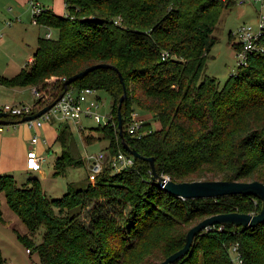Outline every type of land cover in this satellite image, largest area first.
Segmentation results:
<instances>
[{
    "label": "trees",
    "instance_id": "1",
    "mask_svg": "<svg viewBox=\"0 0 264 264\" xmlns=\"http://www.w3.org/2000/svg\"><path fill=\"white\" fill-rule=\"evenodd\" d=\"M65 3L67 15L46 10L38 18L40 25L57 29L58 37H40L33 63L10 78L0 77V83L36 86L41 96L35 105L41 109L48 94L56 99L64 91L60 77L69 78L100 62L116 66L124 84L117 70L99 68L70 87H93L112 97L115 123L95 127L104 133L98 139L108 140L109 158L119 150L129 153L124 141L143 158H135L131 171L115 172L106 162L95 182L85 188L68 183L59 198L48 196L37 177L19 186L12 174L0 175V194L5 193L8 205L28 228L29 234L19 236L30 253L38 252L40 264H160L184 247L189 229L204 218L236 211L259 213L263 203L255 195L176 196L153 179L151 164L144 159L154 157L157 173L175 182H264V51L250 52L247 63L239 65L223 86L206 70L212 34L223 11L237 3ZM235 31L230 33L234 38ZM233 46L236 53L242 49L236 38ZM124 85L121 136L117 114ZM135 106L155 115L161 127L154 130L145 123L150 131L141 137L130 135L127 124ZM69 127L58 124L56 141L62 151L55 161L56 174L65 175L69 167L84 163L74 153ZM92 137L85 136L88 142ZM89 207L86 221L81 213ZM41 227L45 232L36 244L33 236ZM6 262L0 251V264ZM172 264H264V222L255 227L214 225L198 234L191 250Z\"/></svg>",
    "mask_w": 264,
    "mask_h": 264
},
{
    "label": "rangeland",
    "instance_id": "2",
    "mask_svg": "<svg viewBox=\"0 0 264 264\" xmlns=\"http://www.w3.org/2000/svg\"><path fill=\"white\" fill-rule=\"evenodd\" d=\"M260 13L264 14V8L261 9L258 3H249L245 5H235L232 8L225 9L222 13L219 24L214 30L212 37L214 38L213 44L210 46L209 59L207 62V74L215 77L220 82L221 86L236 72L239 68L238 54L236 53L233 43L235 38L231 34L243 24H251L254 27L258 25V18ZM33 19V18H32ZM32 19L27 21L31 25L36 26L39 34L45 37L47 32H51L52 38H57L59 32L52 27H45L40 24H35ZM231 33V34H230ZM27 66L30 65L28 60L25 62ZM53 83V81H48ZM97 95L100 97V113L103 115L109 114L112 109L113 99L104 90H98ZM54 96L48 94L44 103L52 101ZM132 111H137L145 123H150L152 129L157 130L161 127L159 119L150 112L142 111L139 107L133 108ZM57 123L69 125L72 131V139L74 142V153L78 157H85V163L79 166H72L67 169L65 175L55 173V159L61 154L62 147L60 142L54 143L52 156H48V147L44 148L41 154L46 155L47 160L43 162L41 169L34 170L33 172L20 171L16 177L17 184L23 186L30 177H37L44 185L45 192L51 198L62 197L68 187V183H73L77 187L85 188L90 182L89 179V161L87 155L97 154L104 151L109 154L105 147L108 145V140L98 139L103 138L104 133L96 131L95 127L99 123L95 122L92 118H84L83 124L86 127L84 130L79 131L76 126L68 120L56 119ZM86 135H93L92 140L88 142ZM109 156L106 162H109ZM44 172L42 174L41 172ZM0 207L2 216L0 218V251L7 261L14 264H40V256L37 251L30 253L27 251V245L21 240L19 235L29 234V230L21 220V218L11 209L8 205L5 193L0 194ZM89 208L82 211L81 216L83 220L88 219ZM87 221V220H86ZM45 228L41 227L33 240L36 244L42 241ZM148 264H153L150 261Z\"/></svg>",
    "mask_w": 264,
    "mask_h": 264
},
{
    "label": "crops",
    "instance_id": "3",
    "mask_svg": "<svg viewBox=\"0 0 264 264\" xmlns=\"http://www.w3.org/2000/svg\"><path fill=\"white\" fill-rule=\"evenodd\" d=\"M34 2L56 14L67 15L65 0H0V32L3 33V37L0 38V77L10 78L16 75L27 67L25 64L27 60L30 63L34 59L38 40L42 37L37 27L27 21L33 18L32 3ZM7 22L11 23L7 24ZM33 87L34 85L8 87L0 83V103L35 105L37 97ZM1 125L0 175L12 174L16 179L20 171H34L27 168V153L35 134H39L41 138L35 145L37 151L41 153L47 146L48 156L54 155L52 147L58 136L56 120L47 122L37 129L26 122ZM41 155L47 160L46 155ZM83 159L85 163V157ZM41 173L44 174L43 171Z\"/></svg>",
    "mask_w": 264,
    "mask_h": 264
},
{
    "label": "built area",
    "instance_id": "4",
    "mask_svg": "<svg viewBox=\"0 0 264 264\" xmlns=\"http://www.w3.org/2000/svg\"><path fill=\"white\" fill-rule=\"evenodd\" d=\"M234 1L237 3V5H245L255 2L260 4L261 9L264 8V0ZM32 10V20L35 24H39V16L47 9L41 7L39 3L34 2L32 3ZM120 21L121 19L117 18L116 23H120ZM10 23L11 22H7V24ZM234 34L236 43L242 46V49L237 52L238 62L239 65H244L247 63L248 54L250 52L254 53L264 51V14L260 13L257 27H254L251 24H243L237 28ZM2 37L3 33L0 32V38ZM45 37L52 38L51 32H47L45 34ZM33 61L34 59L30 61V64L33 63ZM55 79L56 77L54 76L50 78L49 81H53ZM66 79V77H60V80L63 82ZM97 91L98 90L93 87H84L78 89L69 86L68 89L64 92L62 98L53 108L36 119L26 121V123H28L29 126L37 129L43 127V125L47 122H51L56 119H65L71 121L79 131H82L85 128L83 124L84 118H92L95 122L103 125L114 124L115 121L111 112L106 115L100 113L101 104L99 102L100 97L97 95ZM33 92L37 98L41 96V92L36 86L33 87ZM39 109V106L29 103H0V113L6 112L9 114V116L16 115L20 118L26 115H30ZM144 125L145 120L141 118L140 114L137 111H132L130 121L127 124V132L132 136L141 137L145 133H147V131H150L146 130L144 128ZM1 126L2 125L0 124V128ZM40 139L41 138L39 134H35L31 139L32 146L27 153V168L29 169H41L42 164L45 160V157L42 156L41 153L38 152L35 148V145L40 141ZM86 158L89 161V179L91 182H95L97 175L100 174L103 170L108 155L104 151H100L97 154L87 155ZM109 161L112 163L115 172H121L125 170L131 171L134 168L135 157L130 153L119 150V152L112 156ZM27 251L31 252L30 249H27ZM233 252L235 253V260L238 261V263L242 262L237 250V246L233 247ZM4 264L14 263L11 261H7Z\"/></svg>",
    "mask_w": 264,
    "mask_h": 264
},
{
    "label": "water",
    "instance_id": "5",
    "mask_svg": "<svg viewBox=\"0 0 264 264\" xmlns=\"http://www.w3.org/2000/svg\"><path fill=\"white\" fill-rule=\"evenodd\" d=\"M99 68H113L118 70V68L110 63L100 62L96 64H92L82 71L74 74L73 76L67 78L64 83V91L52 102L45 105L43 108L33 112L30 115L23 116L19 122L23 123L32 119H36L42 116L44 113L53 108L57 102L62 98L64 92L68 89V87L75 82L76 80L83 78L88 73L99 69ZM120 79L124 84V78L121 72H119ZM127 97V90L124 85V93L120 98V103L118 107V128L119 134L124 136V128H123V115H122V105L124 103L125 98ZM9 114L6 112L0 113V124H12L16 123L9 118ZM125 149L133 155L135 158H143L137 150L131 148L128 143L124 141ZM150 162L152 167L153 179L157 180L159 184L168 192L179 196L181 198H213L225 195H233V194H245V195H255L262 200L263 206L259 213H241V212H230V213H220L212 216H208L203 220L199 221L197 224L192 226L187 235L186 242L183 248L174 252L166 259H164L160 264H172L176 262L179 258L186 255L192 248L194 240L198 234L202 231L211 228L217 224H229L236 226H244V227H255L260 223L264 222V182L259 180L253 181H233V180H194V181H185V182H175L170 179V177H166L164 175H159L155 166V158L154 157H146L144 158Z\"/></svg>",
    "mask_w": 264,
    "mask_h": 264
}]
</instances>
